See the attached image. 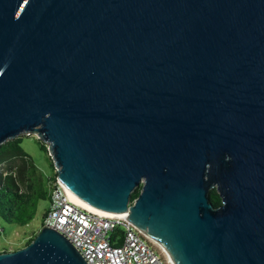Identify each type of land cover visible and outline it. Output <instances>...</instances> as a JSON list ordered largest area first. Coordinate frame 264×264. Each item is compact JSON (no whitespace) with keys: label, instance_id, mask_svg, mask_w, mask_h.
<instances>
[{"label":"water","instance_id":"1","mask_svg":"<svg viewBox=\"0 0 264 264\" xmlns=\"http://www.w3.org/2000/svg\"><path fill=\"white\" fill-rule=\"evenodd\" d=\"M21 134L168 264H264V0H0V143ZM0 264L87 263L41 225Z\"/></svg>","mask_w":264,"mask_h":264},{"label":"built area","instance_id":"2","mask_svg":"<svg viewBox=\"0 0 264 264\" xmlns=\"http://www.w3.org/2000/svg\"><path fill=\"white\" fill-rule=\"evenodd\" d=\"M55 175L42 225L61 233L87 264H168L161 249L121 218L96 215L68 200ZM119 227L121 232L113 235Z\"/></svg>","mask_w":264,"mask_h":264},{"label":"trees","instance_id":"3","mask_svg":"<svg viewBox=\"0 0 264 264\" xmlns=\"http://www.w3.org/2000/svg\"><path fill=\"white\" fill-rule=\"evenodd\" d=\"M21 137L18 135L0 143V218L9 223L23 225L33 218L39 199L51 200L56 171L48 155L53 171L49 175L40 172L30 154L22 148ZM36 140L39 147L47 153L45 142L37 137ZM138 191L139 188L132 191L131 199ZM209 199L214 206L221 203L215 188L209 190ZM120 232L121 229L116 227L113 235ZM34 235L35 233L31 234L25 243Z\"/></svg>","mask_w":264,"mask_h":264},{"label":"rangeland","instance_id":"4","mask_svg":"<svg viewBox=\"0 0 264 264\" xmlns=\"http://www.w3.org/2000/svg\"><path fill=\"white\" fill-rule=\"evenodd\" d=\"M21 146L30 154L35 165L44 175L52 173L48 154L42 150L34 134H21ZM46 144V143H45ZM50 206L48 199H39L33 218L26 224L9 223L0 218V251L2 248L12 250L25 244L31 234L37 233L42 225L44 212Z\"/></svg>","mask_w":264,"mask_h":264}]
</instances>
